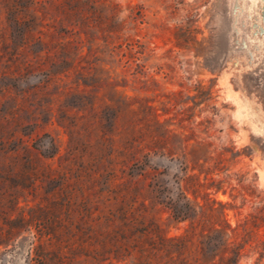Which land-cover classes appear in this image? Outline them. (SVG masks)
Segmentation results:
<instances>
[{
  "label": "rangeland",
  "instance_id": "374dc122",
  "mask_svg": "<svg viewBox=\"0 0 264 264\" xmlns=\"http://www.w3.org/2000/svg\"><path fill=\"white\" fill-rule=\"evenodd\" d=\"M29 1L0 0V264H96L88 243L123 194L111 174L142 188L166 238L196 220H173L171 202L214 204L238 240L254 221L239 264H264V0H113L121 62L96 30L74 36L79 49L40 36L57 11ZM126 39L139 46L127 64ZM149 137L157 154L138 175L146 149L130 139Z\"/></svg>",
  "mask_w": 264,
  "mask_h": 264
},
{
  "label": "trees",
  "instance_id": "16d2710c",
  "mask_svg": "<svg viewBox=\"0 0 264 264\" xmlns=\"http://www.w3.org/2000/svg\"><path fill=\"white\" fill-rule=\"evenodd\" d=\"M63 6H57L53 0L46 2L51 10L57 11L52 25L43 24L40 21L41 28L47 27L40 36L52 37L58 30V34L67 36L65 42H59L62 47L74 46L79 49L81 42L74 39L80 33L87 34L91 30L102 33L105 43V50L108 57L118 58L121 62V23H116L117 4L113 0H63ZM98 4L102 5V9L106 10L107 15L96 14ZM37 2L29 1L28 9L32 8ZM30 8V9H31ZM87 10H91L90 14H86ZM38 18L29 17L25 24L34 25ZM136 21L135 17L131 19ZM18 21V20H15ZM28 27H30L28 25ZM39 39H41L39 37ZM125 51L122 57H125L126 64L137 60L134 47H139L134 41L125 40ZM129 146L133 144L141 145L144 142L146 153L142 155V160H137L132 167L138 171V175L145 173L148 166V157L157 154L155 142L151 137L148 140H139L131 138ZM159 156L173 157L170 147L159 148ZM129 151V150H127ZM110 185L123 186V194L115 195L108 201H116L118 207V215L111 213L104 218V222L109 225H115L111 231L102 235V240L91 238L88 246L93 251L91 260L96 264H113V261H121V252L123 261L126 264H166L162 260H169L171 264H239V260L244 255V249L250 244L251 234L255 228L254 221L248 226V221L239 226L241 236L237 238V230H231L223 219L222 211L214 208V204L209 207H201L199 210L192 208L188 204L177 206L176 202H171L169 210L173 220L184 222L190 220L191 213L194 215L188 227L184 232L174 238H166L159 225L150 217V208L146 205V200L142 196V188L134 197L133 192L137 187L131 180L117 184V180L113 174L108 178ZM147 188H151L150 184ZM125 201L121 217V203ZM256 217H252L254 220ZM94 221V220H93ZM106 224V225H107ZM122 226V227H121ZM121 228L123 235L121 236ZM134 231V234L132 233ZM249 236L250 239L245 238ZM248 238V237H247ZM83 243L76 240L74 245L77 249L82 248ZM96 248L105 251L106 256L95 253ZM264 252V249L262 250ZM113 254V257L110 256ZM264 255H262L263 257ZM197 259V260H195Z\"/></svg>",
  "mask_w": 264,
  "mask_h": 264
}]
</instances>
